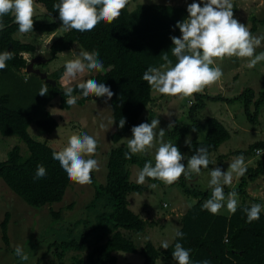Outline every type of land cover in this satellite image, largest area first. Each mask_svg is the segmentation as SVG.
<instances>
[{"label": "trees", "instance_id": "obj_1", "mask_svg": "<svg viewBox=\"0 0 264 264\" xmlns=\"http://www.w3.org/2000/svg\"><path fill=\"white\" fill-rule=\"evenodd\" d=\"M133 1L135 0H129L120 17L112 24L101 22L93 31L84 33L67 31L49 47V61L55 59L58 53L71 50L74 44H78L84 51L99 53L98 59L102 61L104 70L86 79H96L98 83L110 87L114 95L109 100V105L112 119L115 120V130L110 135L113 147L107 156L105 181L96 186L92 178L94 194L87 204V210L93 211L94 221L92 224L90 220L74 224H83L88 230L81 233L78 239L69 238L56 246L57 264H67L64 261L67 252H74L68 264H118L114 255L117 252L140 255V264H155L158 259L176 264L172 251L177 242L190 250L191 264H203V261H208V264H264V212L261 211L259 220L253 222L247 221L245 212L246 208L258 202L246 189L249 184L264 176V152L255 156L256 149H264V141L253 143L246 150L232 152L234 156L257 158L254 166H247L246 174L234 186L238 197L244 199L235 214H211L203 209L204 202L211 197V191L189 188L181 181L178 185L183 193L196 199L181 216L180 231L184 233L183 238L175 235L167 250L156 248L149 240L141 246L134 242L135 238L151 226V222L129 209L127 196L130 193L141 194L145 187L130 181L127 166L135 165L141 170L147 159L137 155L125 159V153L129 150L118 144L127 133L132 136L131 129L134 126L152 119V112L148 119L144 117L153 97L152 89L142 80V75L149 67L163 64L162 56L165 53L172 59L173 65L176 63L171 55V37L181 35L175 25L187 18L188 5H138L130 11L128 6ZM35 2L46 9L48 15L59 20L58 12L53 9V5L59 3V0ZM236 5L233 8L234 14ZM3 19L6 27L0 32V53L11 51L14 58L7 62L6 69L0 70V135L18 137L25 144L28 155L23 157L19 146L9 150L6 159L0 162V179L28 206L40 209L62 202L71 185L59 162L52 158V154L59 150L34 140L28 133L30 125L48 134L57 128V121L47 111V106L54 98L59 97L61 109L70 108L58 82L63 75L64 65L48 76L57 82L56 86L48 85V93L45 96L38 95L44 80L35 75L26 77L24 70L27 63L22 57V54L34 53L35 47L14 38V34L19 31L13 15L9 14ZM33 19V32L52 35L57 29L55 22L44 23L35 17ZM250 19V31L254 35L257 24L264 25V18L251 16ZM73 95L78 97V105H83L91 98L83 97L79 89ZM255 96L252 88H246L237 97L230 99L219 95L195 94V103L189 107L188 117L194 119L195 114L203 108L205 100L227 103L239 101L243 104L247 120L254 122L259 115L260 106L264 104V93H259L257 99ZM251 103L254 106L252 112ZM120 118L126 120L123 128L118 127ZM192 122L194 124H175L169 132L168 139L173 140L179 151L181 139L191 128L199 125H195V120ZM203 125L206 129L203 139L192 140L183 146V150L190 156L195 154L197 148L205 147L210 157L230 138L225 126L215 118H206ZM223 157L225 156L218 159ZM37 165H42L47 170V175L42 179L34 178ZM212 165L210 163L207 170ZM146 181L157 185L162 183L150 179ZM232 190L228 186L224 187L225 194ZM246 200L249 202H245ZM70 208L72 207L68 209ZM51 216L53 219H60L61 213L51 212ZM8 222L9 214L6 213L0 223L1 238L6 245Z\"/></svg>", "mask_w": 264, "mask_h": 264}, {"label": "rangeland", "instance_id": "obj_2", "mask_svg": "<svg viewBox=\"0 0 264 264\" xmlns=\"http://www.w3.org/2000/svg\"><path fill=\"white\" fill-rule=\"evenodd\" d=\"M193 2L200 3V0H135L131 2L128 9L131 11L138 5L149 4H177L187 6ZM36 3V2H35ZM236 5L234 18L240 23L251 28V16L257 19L264 18V0H233V8ZM36 14L34 17L44 23L55 22L57 24L56 31L52 34L33 32L14 34V38L22 43H29L35 47L34 53L29 54L30 58L35 56L48 57L49 47L51 43L66 33L62 28V22L48 15L46 11L36 3ZM201 6H203L201 4ZM255 36L264 35V25L257 24ZM84 51L78 44H74L71 50L57 54L52 61L47 60L45 64L40 65L39 69L46 72L48 76L57 69L65 65L66 61L74 59L72 52ZM264 52V41L261 46L256 49V53ZM223 71V76L219 82L208 87L202 94L211 96L219 95L223 98L230 99L237 97L246 88H252L255 92L256 99L259 93H264V62L258 63L255 68L249 69L246 66V61L235 57L225 59L220 63ZM96 71L86 73L82 79L95 75ZM29 74L26 77L29 78ZM62 87L61 79L58 81ZM79 81L74 82L78 83ZM63 88V87H62ZM195 95V94H194ZM153 101L146 110L144 117L149 118L152 112V119H158L159 129H164L166 132L163 138L166 142L173 143L170 139L168 125L170 122L175 124H194L195 120L198 126L193 127L180 141V153L185 157L182 161L185 165L187 159L191 156L183 150L186 140L201 141L205 135L206 129L203 125L206 118H215L222 123L230 134L229 140L219 146L217 151L210 155L212 168L219 167L222 170H227L233 157L232 152L246 150L255 142L264 141V104L260 106L257 120L250 122L247 120L244 113L243 104L239 101L227 103L222 101L205 100L204 106L196 114L195 118L188 117L189 107L195 103H189L188 98L179 99L178 97L162 96L152 90ZM252 104V103H251ZM254 110L253 104L250 107V112ZM47 111L57 121V128L50 134L42 131L34 125L28 128L29 135L38 142H44L48 146L62 150L67 146V141L72 134H88L93 136L98 142L97 154L92 157L99 161L100 170L92 173V178L95 180V185L103 184L106 174L107 156L113 144L110 135L114 132L115 126L112 119L109 100L105 97H91L83 105L76 104L70 106L68 110L59 107V97L54 98L47 106ZM170 113V115H168ZM148 120L144 123H150ZM43 138V139H41ZM131 135H124L118 146L127 148V140ZM169 138V139H168ZM172 141V142H171ZM14 146H19L20 153L23 157L28 155L25 144L16 136L4 137L0 135V162L4 161L7 153ZM141 158L147 160L153 159L154 150L147 155L137 154ZM225 156L222 159H218ZM245 157L247 166H254L255 157ZM154 166V159H153ZM211 168V169H212ZM210 169V170H211ZM129 179L131 182L138 184L137 174L139 169L135 165L127 166ZM210 170L202 169L201 174L192 176L191 180L180 178L179 182L189 188L200 191H211L208 186L210 180ZM239 179L234 180L231 190L237 185ZM178 182V183H179ZM178 183L171 186H165L163 183L157 185V188H149L146 181L143 186V193H130L127 196L129 209L138 215L140 218L151 222V226L146 231L134 239L137 246H141L145 241H151L156 248H161V242L167 240L172 243L176 227H181V216L190 208L196 199L183 193ZM247 193L254 199L258 200L257 204L262 205L264 212V176L256 182L248 185ZM94 194V187L91 184L81 186L71 181V185L66 191L62 202L51 206L36 209L28 206L12 191H10L3 181L0 179V223L3 221L5 214H9L8 222V245L4 244L0 232V264H57L56 246L69 238L78 239L79 235L86 230L83 224H78L77 221L90 220L91 224L94 221V213L87 210V204L90 202ZM239 204L244 200L242 197H237ZM245 202H249L246 200ZM165 204L167 205L165 207ZM72 207L68 209L69 207ZM51 212L61 213L60 219H53ZM219 214L228 215L229 212L225 207L221 208ZM75 224V225H74ZM17 245L23 247L24 252L28 255V260L23 261L15 255ZM162 249V248H161ZM74 252H67L65 255V263H69ZM85 255V254H83ZM118 264H140L142 258L138 254H128L117 252L114 254ZM155 264H174L171 261L158 259Z\"/></svg>", "mask_w": 264, "mask_h": 264}, {"label": "clouds", "instance_id": "obj_3", "mask_svg": "<svg viewBox=\"0 0 264 264\" xmlns=\"http://www.w3.org/2000/svg\"><path fill=\"white\" fill-rule=\"evenodd\" d=\"M128 3L129 0H59V3L53 5V9L58 12L62 22L60 28L65 32L76 30L84 33L93 31L101 22L112 24ZM36 7L35 0H0V32L6 27L3 18L11 14L19 33H33ZM187 13V18L175 25L181 35L171 37V55L176 63L173 65L172 59L165 53L162 56L163 64L149 67L142 75V80L154 92L162 96L188 98L189 103H192L194 94H202L206 88L221 80L223 71L220 63L226 58L245 60L249 69L264 62V52L256 53V49L264 41V35H253L245 24L234 18L233 0H200V3L188 5ZM72 55L75 58L66 61L61 77L63 94L67 97L66 104L76 105L78 97L73 93L77 89L85 98L94 96L110 100L114 95L110 87L98 83L96 79H82L86 73L103 72V63L98 59L99 53L73 51ZM13 58L14 53L11 51L0 53V70L6 69L7 62ZM76 81L79 82L74 85ZM48 91L49 86L44 82L38 95L45 96ZM125 123L126 120L120 118L118 127L123 128ZM158 125L159 120L153 119L150 123L134 126L131 138L126 139L129 151L125 153V159H131L137 154L147 155L154 150V166L153 159L144 163L137 174L138 184L143 185L146 179H150L171 186L178 183L181 177L190 181L194 174L199 176L202 169L209 167L212 161L205 147L197 148L195 154L187 159L186 165L182 163L185 157L175 144L163 139L166 132L162 128L158 130ZM173 127L174 122H170L168 130ZM185 142L188 143L189 140ZM97 148L98 142L93 136L72 134L67 146L54 152L52 158L59 162L70 181L81 186L89 185L92 183V173L100 170L99 161L92 158L96 156ZM246 172L247 164L243 155L233 157L226 171L219 167L212 168L208 182L211 197L204 202L203 209L217 215L225 207L226 201L227 211L235 214L239 206L238 193L233 187L232 191L225 194L224 187H232L234 180L243 177ZM46 175L45 167L37 165L34 178L42 179ZM148 186L151 189L157 188L156 183ZM261 211V204H252L250 208H246L247 221L259 220ZM175 235L182 239L184 233L176 227ZM160 247L169 249V242L162 241ZM15 255L23 261L28 260V255L20 245L16 246ZM172 257L176 264H191L190 250L179 242L174 245ZM203 264H208V261H203Z\"/></svg>", "mask_w": 264, "mask_h": 264}, {"label": "water", "instance_id": "obj_4", "mask_svg": "<svg viewBox=\"0 0 264 264\" xmlns=\"http://www.w3.org/2000/svg\"><path fill=\"white\" fill-rule=\"evenodd\" d=\"M47 60L48 59L43 56L32 57L29 63L26 65L25 73L29 75L38 76L40 79L44 80V82L47 83L48 85L55 87L57 82L49 78L46 72H43L39 68H37V66L45 64Z\"/></svg>", "mask_w": 264, "mask_h": 264}, {"label": "built area", "instance_id": "obj_5", "mask_svg": "<svg viewBox=\"0 0 264 264\" xmlns=\"http://www.w3.org/2000/svg\"><path fill=\"white\" fill-rule=\"evenodd\" d=\"M23 59L26 61L28 64L30 61V55L29 54H22ZM25 71V70H24ZM258 149L255 150V156H260L263 154L264 151H257Z\"/></svg>", "mask_w": 264, "mask_h": 264}, {"label": "flooded vegetation", "instance_id": "obj_6", "mask_svg": "<svg viewBox=\"0 0 264 264\" xmlns=\"http://www.w3.org/2000/svg\"><path fill=\"white\" fill-rule=\"evenodd\" d=\"M31 59V58H30ZM37 67H39V66H37ZM41 70V69H40Z\"/></svg>", "mask_w": 264, "mask_h": 264}, {"label": "crops", "instance_id": "obj_7", "mask_svg": "<svg viewBox=\"0 0 264 264\" xmlns=\"http://www.w3.org/2000/svg\"><path fill=\"white\" fill-rule=\"evenodd\" d=\"M229 214H230V213H229ZM229 214H228V215H229ZM182 215H183V214H182Z\"/></svg>", "mask_w": 264, "mask_h": 264}]
</instances>
